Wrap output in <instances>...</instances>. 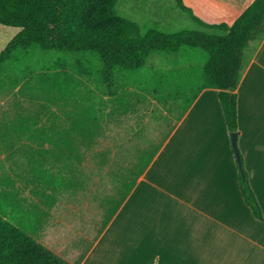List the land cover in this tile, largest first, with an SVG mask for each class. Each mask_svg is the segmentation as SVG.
<instances>
[{"label": "crops", "instance_id": "obj_1", "mask_svg": "<svg viewBox=\"0 0 264 264\" xmlns=\"http://www.w3.org/2000/svg\"><path fill=\"white\" fill-rule=\"evenodd\" d=\"M254 1L183 3L207 25L231 26ZM195 58L186 50L150 61L155 76L136 99L124 89L110 96L96 67L85 77L99 95L76 79L75 98L61 90L70 111L51 112L50 101L21 119L18 142L0 150V216L67 264H264V219L241 196L219 90L207 88ZM166 60L168 91L158 83ZM18 77L2 79L0 92L26 81ZM236 93L238 149L264 218V40L246 50ZM115 99L122 163L88 160Z\"/></svg>", "mask_w": 264, "mask_h": 264}, {"label": "trees", "instance_id": "obj_2", "mask_svg": "<svg viewBox=\"0 0 264 264\" xmlns=\"http://www.w3.org/2000/svg\"><path fill=\"white\" fill-rule=\"evenodd\" d=\"M174 1L193 22L223 35L192 30L166 34L155 29L143 33L137 23L119 18V0H0V26L19 29L0 51V81L9 65L18 71L16 80H20V74H32L26 54L34 49L88 55L96 59L101 84L110 96L119 97V92L127 91V84L137 79L139 71L149 66L153 56L200 49L208 56L203 67L206 86L219 90L225 125L231 136L238 132L236 90L246 68L245 51L251 44L259 46L264 40V0H255L231 26L207 25L183 0ZM90 10L95 17L93 23H88ZM240 158L241 196L253 216L263 221L241 155ZM0 264L67 263L0 216Z\"/></svg>", "mask_w": 264, "mask_h": 264}, {"label": "rangeland", "instance_id": "obj_3", "mask_svg": "<svg viewBox=\"0 0 264 264\" xmlns=\"http://www.w3.org/2000/svg\"><path fill=\"white\" fill-rule=\"evenodd\" d=\"M118 13L120 19H128L139 25L142 32L145 33L150 29H155L160 32L170 34L183 30L201 31L211 36H222L223 33L218 30H207L199 26L191 20L189 15L178 7L174 0H119ZM88 23H93L95 17L93 13L89 12ZM169 20L171 24L162 23V20ZM19 32V29L5 28L0 26V51L3 50L8 42ZM248 49V48H247ZM246 49V50H247ZM196 55L195 62L200 67H204L208 61L206 53L200 49L187 50ZM246 52V51H245ZM173 57V54H159L151 58L150 61L156 57ZM179 61L181 58H177ZM26 61L30 64L33 74H28L15 89L8 88L0 92V150L5 149L13 143H17L18 136L16 135L15 127L20 123V120L26 116L36 117L47 112L43 109V105L52 102L50 107L51 112L58 114L70 111V107H64L61 103V90L65 88L70 90L75 98L76 94V79L79 81V86L82 88V81L89 89H96V94L99 95V89L96 83L92 81L91 76L85 77V74L95 73L97 64L94 56H80V55H64L54 52H44L40 49H34L26 54ZM162 63V62H161ZM164 69L159 71L158 83L165 87L171 84V79L174 70L171 71L167 67H171V61H164L162 63ZM150 65V64H149ZM18 71L13 69L12 65L6 68L4 79L8 81L10 78L16 77ZM137 81L130 82L133 85L122 94L128 93L132 98L142 96L138 85L148 86L152 83L155 76L153 71L149 68H144L139 71ZM181 80H185L182 76ZM176 77V78H177ZM82 78V79H81ZM22 79V77H21ZM123 81H121L122 83ZM68 87V88H67ZM69 93V92H68ZM149 99L155 100L156 96L147 93ZM35 95L37 98H31ZM127 95V94H126ZM101 95V100L106 101ZM160 101L168 103V95L160 94ZM123 102V101H122ZM120 106L115 100H109L106 103V109L102 112L103 118L107 119V125L102 129V136L98 140L94 150L87 154L86 159L94 161H120V146L123 149V141L120 142V119L121 113H116L115 110ZM34 114H40L35 115ZM40 119V117L38 118ZM43 119L39 120L38 126L42 125ZM122 132V130H121ZM121 144V145H120ZM2 154V153H1ZM122 161H120V164Z\"/></svg>", "mask_w": 264, "mask_h": 264}, {"label": "water", "instance_id": "obj_4", "mask_svg": "<svg viewBox=\"0 0 264 264\" xmlns=\"http://www.w3.org/2000/svg\"><path fill=\"white\" fill-rule=\"evenodd\" d=\"M231 142H232V147L235 151L237 162L240 163L241 158H240V152L238 149V132H234L231 134Z\"/></svg>", "mask_w": 264, "mask_h": 264}]
</instances>
